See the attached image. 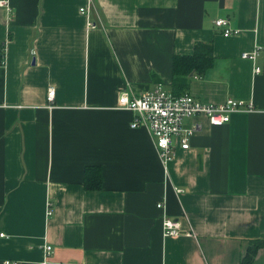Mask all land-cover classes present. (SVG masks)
Segmentation results:
<instances>
[{"label":"crops","instance_id":"1","mask_svg":"<svg viewBox=\"0 0 264 264\" xmlns=\"http://www.w3.org/2000/svg\"><path fill=\"white\" fill-rule=\"evenodd\" d=\"M10 4L0 6V264H240L264 239V0ZM220 17L239 32L224 36ZM197 41L213 44L214 64L185 91L254 109L221 126L185 120L199 128L166 173L119 97L173 89V56ZM256 47V60L241 57ZM90 165L100 189L85 187ZM166 214L180 234H163ZM250 264H264V246Z\"/></svg>","mask_w":264,"mask_h":264},{"label":"built area","instance_id":"2","mask_svg":"<svg viewBox=\"0 0 264 264\" xmlns=\"http://www.w3.org/2000/svg\"><path fill=\"white\" fill-rule=\"evenodd\" d=\"M0 6L4 7L8 13L12 11L10 0H0ZM79 10L81 13L87 14L88 6H82ZM88 25L95 26L90 21H88ZM215 25L223 30L224 36L239 32L238 29L230 26V20L225 17L217 18ZM258 55L259 48L256 47L251 51L242 52L241 57L254 61ZM260 70V66L254 67L255 73ZM55 94V87L50 85L47 92L49 106L54 103ZM119 106L135 114L130 124L132 128L145 126L149 129L166 173L168 164L175 156L177 148L189 149L191 138L199 128L198 124L185 125V120L204 117L209 124L221 126L231 120L233 113L240 110L251 111L254 109L251 101L235 97H227L219 103H209L201 101L187 92L175 94L162 83H157L155 87L137 96H130L126 92H122L119 97ZM162 205V202L158 204V206ZM47 213L50 215L53 210L49 207ZM162 222L163 234L166 236L178 235L182 231L180 221L167 214L164 215ZM44 251L46 254L51 252V245H46ZM2 264H17V262L5 259Z\"/></svg>","mask_w":264,"mask_h":264},{"label":"trees","instance_id":"3","mask_svg":"<svg viewBox=\"0 0 264 264\" xmlns=\"http://www.w3.org/2000/svg\"><path fill=\"white\" fill-rule=\"evenodd\" d=\"M214 59L213 44L204 41L195 42L192 54H175L172 62L174 73L172 92L175 94L186 93L187 77L191 73L203 74L214 64ZM84 184L87 189H100L102 187V173L99 166L90 165L85 168ZM263 246L264 239L252 240L249 246L250 250L244 255L240 264H250L257 250Z\"/></svg>","mask_w":264,"mask_h":264},{"label":"bare ground","instance_id":"4","mask_svg":"<svg viewBox=\"0 0 264 264\" xmlns=\"http://www.w3.org/2000/svg\"><path fill=\"white\" fill-rule=\"evenodd\" d=\"M172 91V90H171Z\"/></svg>","mask_w":264,"mask_h":264}]
</instances>
